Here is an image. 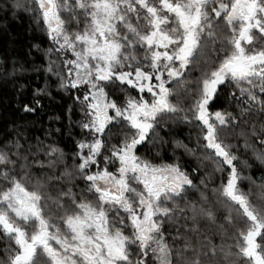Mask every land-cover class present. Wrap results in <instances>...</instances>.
I'll return each instance as SVG.
<instances>
[{
  "label": "snow or ice",
  "instance_id": "6c2138e0",
  "mask_svg": "<svg viewBox=\"0 0 264 264\" xmlns=\"http://www.w3.org/2000/svg\"><path fill=\"white\" fill-rule=\"evenodd\" d=\"M13 7L42 18L54 45L47 52L62 57H49L47 68L59 86L85 89L76 99L86 105L81 128L91 139L77 141L71 165L56 144L17 135L0 145V238L9 242L0 264H264V176L254 200L221 137L257 106L264 115V0H14ZM193 67L201 69L195 88L186 78ZM115 81L136 94L118 102L107 90ZM229 82L239 115L211 110ZM180 112L200 122L204 159L227 172L211 189L214 201L206 190L187 196L197 185L178 160L155 164L138 154L160 117ZM112 122L127 131L108 148ZM240 135L264 163V121ZM166 222L175 228L171 241Z\"/></svg>",
  "mask_w": 264,
  "mask_h": 264
},
{
  "label": "trees",
  "instance_id": "16d2710c",
  "mask_svg": "<svg viewBox=\"0 0 264 264\" xmlns=\"http://www.w3.org/2000/svg\"><path fill=\"white\" fill-rule=\"evenodd\" d=\"M20 2L24 3L25 0ZM13 3L14 0H0V145L17 135L24 143L35 145L37 140H40L45 145L56 144L63 149L67 163L71 165L77 141L85 137L91 139V134L81 128V121L85 118L83 109L86 105L76 99L77 96L83 97L85 89L81 87L77 91L59 86L57 75L48 72L47 68L49 57L56 63H59L62 57L47 52V49L54 45L42 18L37 19L23 7H13ZM219 27L224 28L223 23ZM212 55L214 54H209V63ZM200 71L199 67H193L186 74V78L191 83L199 77ZM191 87L195 88V83H191ZM38 89L42 91H37ZM107 90L110 97L118 102H122L128 92L136 94V91L127 89L126 85H121L119 81L110 84ZM234 91L239 97V91L235 89L234 84H221L215 101L211 102V110H227L239 115L237 101L232 99ZM177 99L174 95L173 100ZM179 99L183 101L184 107L191 104L188 94L182 93ZM25 104L33 110L25 111ZM183 115L184 113L180 112L160 117L147 140L138 146V154L155 164L178 160L197 185L196 188L189 189L187 196L190 199H198L200 191L206 190L214 201L211 189L218 186L222 178L226 179L227 172L222 174L214 171L213 161L204 159L205 142L200 122H185ZM254 121L257 127L264 121V115L260 114L258 106L246 117V123L241 121L228 127L221 133V137L225 143L233 145L232 150L239 157L237 163L244 177L240 181V187L245 191L251 189L255 200L259 193L258 186L262 183L261 177L264 176V163L256 160L251 149L244 148V137L240 135L241 129H250ZM126 131L125 123L112 122L104 136L108 148L113 143H118ZM257 147H260L258 143ZM39 158L45 157L41 154ZM244 161H247L250 167L245 166ZM111 170L114 171V168ZM201 179L206 181L207 189L200 183ZM77 183L83 187L82 180L78 179ZM226 211V208H220L221 219ZM164 227L171 241L175 228L167 222ZM219 240L217 236L216 241ZM8 243L7 239L0 238V256L5 254L4 248Z\"/></svg>",
  "mask_w": 264,
  "mask_h": 264
},
{
  "label": "flooded vegetation",
  "instance_id": "af4514ba",
  "mask_svg": "<svg viewBox=\"0 0 264 264\" xmlns=\"http://www.w3.org/2000/svg\"><path fill=\"white\" fill-rule=\"evenodd\" d=\"M126 88H127V89L130 88V86H127V85H126ZM131 89H132V88H131ZM132 90L136 91L135 89H132Z\"/></svg>",
  "mask_w": 264,
  "mask_h": 264
},
{
  "label": "rangeland",
  "instance_id": "374dc122",
  "mask_svg": "<svg viewBox=\"0 0 264 264\" xmlns=\"http://www.w3.org/2000/svg\"><path fill=\"white\" fill-rule=\"evenodd\" d=\"M112 114L114 115V112Z\"/></svg>",
  "mask_w": 264,
  "mask_h": 264
}]
</instances>
